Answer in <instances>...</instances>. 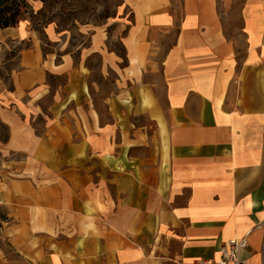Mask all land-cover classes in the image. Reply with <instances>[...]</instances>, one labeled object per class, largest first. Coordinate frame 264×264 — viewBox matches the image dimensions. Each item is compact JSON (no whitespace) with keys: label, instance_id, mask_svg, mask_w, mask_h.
Segmentation results:
<instances>
[{"label":"crops","instance_id":"1","mask_svg":"<svg viewBox=\"0 0 264 264\" xmlns=\"http://www.w3.org/2000/svg\"><path fill=\"white\" fill-rule=\"evenodd\" d=\"M124 2L132 20L86 27L79 49L117 72L105 114L92 100L82 107L92 84L82 60L67 54L57 64L35 33L2 29L31 45L12 88L0 85V151L25 154L29 172L41 171L0 186L6 263L195 264L247 235L243 259L264 264V0L242 2V50L222 13L235 0H182L179 22L174 0ZM173 32L161 60L159 37ZM48 73L68 79L46 113L37 101Z\"/></svg>","mask_w":264,"mask_h":264},{"label":"rangeland","instance_id":"2","mask_svg":"<svg viewBox=\"0 0 264 264\" xmlns=\"http://www.w3.org/2000/svg\"><path fill=\"white\" fill-rule=\"evenodd\" d=\"M27 1L30 13L25 15L18 25L21 35L26 33V31L35 33V39L39 41L43 54L46 57H50L57 64L67 54H71L74 64H78L82 60L84 66L90 69V82H92L89 94L83 99L82 107L87 110L88 105L86 103L90 104L92 100V103L99 112L105 114L104 99L114 89L117 72L105 67L99 53L91 54L86 59L80 58L79 49L89 44L91 32L86 27L97 26L107 19L128 20L130 22L133 15L129 7L125 4L124 0ZM242 2L243 0H235L231 10L228 12L221 10L224 15L226 28L228 29L227 33L237 36L241 50L243 49V42L242 38L238 37V33L242 25L240 17ZM174 8L176 10L175 21L179 22L182 18V0H174ZM43 10L47 11L46 19L45 17H41L42 14L40 13ZM6 35H8V32L0 29V85L11 89V76L15 70L19 69L20 53L31 45V41L27 39H15ZM159 38L161 50L158 57L162 60L168 48L174 42L175 32L160 36ZM108 47L115 50L119 56H123V47L118 41L109 39ZM125 63V60L120 62V67L124 66ZM67 79L68 75L66 73L47 74L48 92L37 101V104L43 111L47 113L48 106L52 103L54 95L59 87L67 82ZM69 106L72 107L74 104ZM34 124L39 133L44 132L43 117L37 116ZM7 136V127L0 122V143L4 142ZM28 161L29 156L25 154H3L0 151V186L9 178L39 176V174H36V172L41 174L38 167L34 169L35 174L29 172L27 169ZM39 168L41 167L39 166ZM106 188L113 191L112 186ZM4 204V201L0 198V259L2 264H7L5 258H9V252H6V250H11L12 244L9 236L5 232L3 233V230H5L6 225L9 223Z\"/></svg>","mask_w":264,"mask_h":264},{"label":"built area","instance_id":"3","mask_svg":"<svg viewBox=\"0 0 264 264\" xmlns=\"http://www.w3.org/2000/svg\"><path fill=\"white\" fill-rule=\"evenodd\" d=\"M249 246L248 236L234 237L224 242L215 260L199 259L195 264H248L242 257V252Z\"/></svg>","mask_w":264,"mask_h":264},{"label":"trees","instance_id":"4","mask_svg":"<svg viewBox=\"0 0 264 264\" xmlns=\"http://www.w3.org/2000/svg\"><path fill=\"white\" fill-rule=\"evenodd\" d=\"M46 12L43 10L40 13L41 17L46 19ZM29 13L30 7L27 0H0V29L17 27Z\"/></svg>","mask_w":264,"mask_h":264}]
</instances>
